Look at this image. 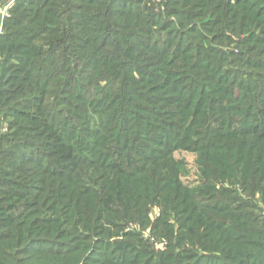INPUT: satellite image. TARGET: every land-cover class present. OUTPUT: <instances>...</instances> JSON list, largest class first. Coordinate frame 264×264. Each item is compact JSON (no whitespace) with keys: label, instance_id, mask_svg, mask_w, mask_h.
<instances>
[{"label":"trees","instance_id":"16d2710c","mask_svg":"<svg viewBox=\"0 0 264 264\" xmlns=\"http://www.w3.org/2000/svg\"><path fill=\"white\" fill-rule=\"evenodd\" d=\"M238 3L250 8L257 1L239 0ZM126 5L123 0L16 1L13 17L26 6H29L30 15L16 16L12 24H6L7 32L0 45V106L6 107L14 101L15 95L24 94H14L18 86L15 91L6 88L12 84L5 83L8 70L7 65L3 66L11 59L12 43L21 39L17 48L35 60L24 61L26 71L37 74L33 79L35 88L29 89L31 101L35 99L40 103H36V109H41L43 104L44 109H49L54 104L45 97L64 93L55 106L66 111L64 121L42 112L41 117L48 119L47 125L62 127V136L55 139L54 150L45 157L47 163L29 159L28 164L33 168L25 170L31 176L35 172L41 177L33 179L29 176L28 184L20 187L18 193L27 194L30 199L39 198L41 193V204L46 200L55 203L52 211L61 208L59 215H65L69 209L76 221L74 224L84 223L86 230L123 227L130 223L145 228L150 225V209L156 206L162 216L175 218L180 232L175 234L173 226L167 225L166 220H157V225L168 229L170 242L164 251L143 252L147 257L145 264H264V230L257 227L256 218L230 208L227 200L221 198L223 188L220 196L216 193L218 186L228 184L238 188L248 199L264 205V75L251 74L242 79L231 74L232 79H225L223 76L228 72H222L223 66L219 70L218 58L194 59L189 54L191 51L184 52L186 42L176 47L172 56L177 57L174 66H180L178 61L184 63L180 74L162 69L157 70V74L139 71L138 64H130L133 58L129 52L139 37L135 31L127 29L129 23L120 26V32L128 30L125 34L115 32L118 38L107 44L108 29L115 28L108 19L119 20ZM262 15L258 19L262 20ZM24 19L28 22L22 30L19 27L24 25ZM67 28L87 36L81 41L86 42L85 49L89 53L84 63H90L96 69V76L119 66L117 69L121 74L116 76L115 72L110 76L114 82L111 88L114 93L110 96L105 89L99 98L90 100L84 96L82 90L87 86L75 79L79 72L58 82L57 77L64 73V56H60V60H54L59 56H50L56 53L59 44L78 38L77 34L63 32ZM46 33L51 38H46ZM37 37H42L47 50L30 48L31 41ZM126 37H132L134 42L129 44ZM51 39L53 43L49 46ZM176 39L175 46L180 37ZM173 44H168L169 49L174 48ZM108 46L112 50L107 48L103 52ZM149 47L145 44L143 48ZM169 53L166 51L163 56L152 55L147 59L165 65ZM199 53L200 56L205 54ZM202 59L204 61L200 62ZM135 72L139 73V80L135 78ZM86 107L98 113L93 128L86 124L89 121L84 115ZM31 147L24 142L22 148L8 151L13 155L16 149H21L14 154L16 158L10 154L9 168H0V191H3L1 186L5 189L18 185L9 177L18 173L15 170L18 167L16 160H21L17 157L19 153ZM179 150L196 155L199 184L193 188L181 180L186 173L185 163L173 157ZM53 166L58 170L55 171ZM58 173H62L60 179ZM47 176L52 177L49 182ZM82 182L87 184L82 186ZM100 183V190H97L95 187ZM31 204L41 206L39 200ZM15 213L13 204H0V225L10 230L18 227L20 222H16ZM54 219V223H60ZM48 220V217L43 218V222ZM152 229L156 235L163 233L157 228ZM25 247L26 251L33 250L30 244ZM132 247L117 244V256L112 258L116 262L110 264H138L140 250L134 251ZM72 250L57 249L53 254L63 261L77 260L76 264H87L96 259ZM130 251H134V258L128 260Z\"/></svg>","mask_w":264,"mask_h":264},{"label":"rangeland","instance_id":"374dc122","mask_svg":"<svg viewBox=\"0 0 264 264\" xmlns=\"http://www.w3.org/2000/svg\"><path fill=\"white\" fill-rule=\"evenodd\" d=\"M255 1L257 3L252 4L249 8L245 4L238 3L239 0H123L124 4L127 3V5L124 11L121 12L120 19H108L109 23L114 25L115 28L108 29L109 39L107 44L110 45L118 38V35H114L115 32L125 34L128 30L135 31L139 38L136 44L130 49L129 54L133 58L130 64L134 66L138 64L137 66H140L139 71L147 70L148 72L157 74V70L162 69L163 71H176V74H180L181 71L179 70L184 63L178 61L180 66H174L173 64H176L175 60L177 57L172 58V56L175 53L176 47L179 48L183 42H186L187 47L184 52L191 51L189 54L192 58L196 59L207 56L218 58V63L220 64L219 70L223 66L222 72H228V75L224 74L223 76L225 79H232L231 74H236L235 78L241 77L242 79H245L247 75L251 74L264 75V15H262L264 14V0ZM8 2L9 0H0V9H3ZM15 3L9 7L3 17L0 16V45L3 35L7 32L6 24H12L16 16L21 15L25 18L26 15H30L29 6H26L17 11L13 17L12 10L15 8ZM130 8H133L134 11ZM243 8L245 9L243 10ZM260 15L263 16L262 20L258 19ZM248 19L252 21H248ZM27 22V19L22 20V24L24 25L19 28L23 30ZM125 23H129L128 30L126 29L120 32V26ZM69 30L67 28L63 32L66 34H77L78 38L73 41H69L68 39L65 44H59V49L56 50L55 48L56 53L50 56H59V58H54V60H60V56H64V73L57 77L58 82L65 77L72 76L75 72H79V75H75V79L84 85V87L87 86L82 90L84 96L89 97L90 100L99 98L100 93L104 89L108 91V96H110L114 93V91H111L114 82L110 79V76L115 72H117L116 76L121 74V71L117 69L119 66L114 71L108 69V73L103 71L100 76H96V69L94 70L90 63L86 65L84 63L87 60L84 58L89 53L85 49L87 47L85 46L86 42L83 44L81 41L87 38V36L83 35L82 32L78 33ZM46 34H48L46 38H51L49 33ZM178 36L180 40L175 46ZM187 36H189L188 39ZM37 38L34 42L31 41L30 48L47 50L45 42L41 39L42 37ZM20 40L16 44L12 43L13 48L10 52L11 59L6 64H3V66L7 65L8 70L5 83L12 84V86H7L6 88L15 91L16 86H18L16 89L17 92L14 94H24L15 95L14 101L6 107L3 108L0 106V168H9L11 162L9 156L11 153L9 154L8 151L11 152L13 148H22L24 142L27 145L33 146V148L25 149L24 153H19L17 157H21V160H16L18 167L15 170L18 173L17 175H13V177H9L13 182L18 183V185L23 184L12 186L11 188L6 186L5 189L1 186V190L3 191H0V204H13L16 212V222L20 223L18 227L12 230L0 225V264L77 263V260L63 261L61 258L55 256L53 253H56L57 249L79 250V254L96 258L93 262H88L87 264H104L106 262L104 260H107L108 264H110L116 262L112 258L117 256L115 253L117 244H129L133 246L132 250H140L141 258L138 260V264H145L147 257L143 255V252L147 253L149 250H152L153 254H155V252L164 251L170 242L168 232L166 231L168 229H165L166 226L157 225V220H166L167 225L170 224V226H173L175 234L180 232L178 230V222L175 221V218L172 215L169 218L162 216L160 209L156 206L150 209V225L145 226V228H140L139 225L130 223L123 227L115 225L109 228L107 226L106 229H101L100 227L96 230H86L84 229V227L86 228L84 223L74 224L76 221L72 219V212L69 209L64 212L65 215H59L62 214L61 208L58 210L59 207H56L55 212L52 211L55 203L46 200L41 204V193L38 195L39 198L34 197L33 199L27 197V194L20 195L18 193L21 192L20 187L22 188V186L28 184V179L31 177L33 179L41 177L35 174V172L32 173L29 171L33 174L32 176L27 173L28 171L25 169L33 168L31 167L32 165L28 164L29 159L38 163H47L48 159H45V157L49 155L51 150H54L55 139L57 137L61 138L62 136V127L58 124L47 125L48 119L41 117L42 112L44 111L43 115L50 114L59 121L65 120L64 112L66 113L65 109H60L58 106H55L57 104L56 100L59 103L64 93L45 97L47 101L54 104L49 109H44L45 104L41 105V107L43 106L41 109H36L38 107L35 105L38 102L35 99L31 101L29 89L35 88L33 86V79L36 78L37 74L26 71L24 61L29 59V57L25 56V52L17 48ZM126 40H129V44L134 42L132 37L130 39L126 37ZM51 41L50 43L48 42L49 46L53 43ZM170 42L174 43V48L169 49L168 44ZM145 44L150 47L144 49ZM15 48L17 49L13 50ZM107 48L109 51L112 50L108 46L103 49V52ZM81 49L85 51L83 52ZM166 51H170V56L166 59L165 65H158L155 61L147 59L152 58L149 57L152 55L163 56ZM200 51L202 53L205 52V54L200 56L199 53L198 55L197 52ZM79 55L81 57H78ZM190 55L189 58H191ZM0 59L2 60V57ZM29 60L35 61L31 58ZM50 60L49 58L48 62ZM203 61L204 59L200 62ZM260 66H263V68ZM52 70H55V67ZM52 70L50 71V75L52 74ZM134 74L135 78L139 80V73L135 72ZM52 77H50L51 81L56 83L54 79L52 80ZM87 81L89 82L87 83ZM91 83H94V85H91ZM57 90L59 91V89H55V91ZM91 95L92 98H90ZM38 104L40 105V103ZM85 111L84 115L89 118L86 124L88 128H93L98 121V113L97 111H93L92 108L87 107ZM52 127V130L48 129ZM20 151L21 149H16L13 155L11 154V157L16 158L14 154ZM173 157L185 163L186 173L181 177L183 183L190 188L197 186L199 180L197 177L196 155L190 151L179 150L173 153ZM53 167L55 171L58 170L56 166ZM21 168L23 169V174H21ZM59 169L64 170L60 167ZM54 174L56 173H52V175ZM61 174L58 173V179L61 178ZM49 178L51 179L52 177L47 176L46 180L48 182ZM86 184L87 182H82L81 185L85 186ZM99 185L101 183L95 187L97 190H100ZM222 188L224 189L223 196L221 197L222 200H227L228 205L232 206L230 208H237L238 213L243 211L249 217L256 218L257 227L264 230V205L248 199L238 188H232L228 184L218 186L217 195L221 193ZM5 190H8V192ZM28 190L32 191V189ZM34 200L36 202L39 200L41 206L34 207L35 205L31 204ZM253 205L255 209L251 208ZM44 217H48L49 220L43 222ZM249 217L248 220L250 219ZM54 218L59 220L60 223H54ZM41 219L42 221L40 222ZM151 224L153 225L152 228H157V230L163 232L161 236L154 233L155 230L150 227ZM76 228H80L81 230ZM163 234L167 237H164ZM28 244L31 245L30 248L33 249L32 251H26L24 249ZM41 247H43V251L36 250ZM134 251L127 253L128 260L134 258Z\"/></svg>","mask_w":264,"mask_h":264},{"label":"built area","instance_id":"2783aa9c","mask_svg":"<svg viewBox=\"0 0 264 264\" xmlns=\"http://www.w3.org/2000/svg\"><path fill=\"white\" fill-rule=\"evenodd\" d=\"M16 2V0H9V2L3 7V9H0V16H4L13 3Z\"/></svg>","mask_w":264,"mask_h":264}]
</instances>
